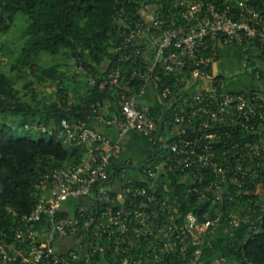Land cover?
<instances>
[{
  "label": "built area",
  "instance_id": "obj_1",
  "mask_svg": "<svg viewBox=\"0 0 264 264\" xmlns=\"http://www.w3.org/2000/svg\"><path fill=\"white\" fill-rule=\"evenodd\" d=\"M234 2L222 7L208 0H177L164 17H136L125 23L121 44L129 36L135 38L120 47L118 62L100 83L102 88L119 89L118 108L108 116V100L86 106L121 136L135 132L154 139L157 129H166L169 143L147 164H136L131 158L119 164L123 148L118 140L90 126L87 119H62L74 124L73 143L85 150L84 158L75 167H46L35 178L36 201L29 214L5 208L12 223L8 231H0V264H100L102 249L109 264H121L124 256L128 264H156L154 257L165 247L169 250L163 264H216L217 260L228 264L225 257L204 258L219 232L227 227L233 236L241 226H246L248 235L260 231L264 91L224 89L223 72L209 75L221 46L254 43L264 49V0H243V10ZM127 63L133 66L128 80L121 71ZM171 75L179 88L167 80ZM191 78L195 79L189 86ZM131 82L141 86L128 93ZM149 85L162 100L159 106L142 101ZM155 107L163 111L159 123L152 113ZM161 165L160 182L152 184L149 173ZM187 176L204 179L182 183ZM211 180L220 181L222 190L208 191L199 204L196 193L191 197L195 207L185 208L180 187L201 188ZM238 201L248 203L251 211L246 219L232 222L228 213ZM216 208L223 212L220 228L206 220L215 219V211L209 210ZM88 220L91 224L84 229ZM117 224L126 231L116 232ZM145 225L152 230L137 244L125 240L121 247L126 251L116 253V236H131L134 228ZM5 252L15 259L4 261Z\"/></svg>",
  "mask_w": 264,
  "mask_h": 264
},
{
  "label": "trees",
  "instance_id": "obj_2",
  "mask_svg": "<svg viewBox=\"0 0 264 264\" xmlns=\"http://www.w3.org/2000/svg\"><path fill=\"white\" fill-rule=\"evenodd\" d=\"M176 1L29 0L28 6L31 13L35 16V27L39 32L43 33L42 40L37 43L43 44L45 47L37 50L38 54L41 55L43 52L47 53L48 48L51 47L53 49L51 54L55 55L56 46L64 40L62 33L71 30L78 18L87 17L95 23V26L99 29L95 33L98 41H105L110 37H116L115 43L119 48L122 45V30L125 29V23L130 18L141 17L146 20L142 12L148 6L155 8L153 16L164 17L168 14L169 9H173ZM208 1H212L222 7L230 4L234 5L235 3L234 0ZM250 44L257 47L254 43ZM105 47L100 43H96L95 51L97 54L93 56V59L97 63L103 58L99 53L104 52ZM261 55L263 54L261 53ZM107 56L108 59L104 61L100 69H97L92 64H88L87 61H83L84 66L95 77V86L90 90L89 102L97 100L104 102L117 98L119 95V89L114 86H107L106 88L100 87V83L106 79L109 69L118 62L120 50L115 53H107ZM252 58V56H249L248 59ZM121 67L122 73L125 74L128 80L133 66L127 63ZM167 80L172 83L173 88H179L173 75L169 76ZM140 86V83L131 82V85L126 88V91L131 93L133 89L137 90ZM2 88L3 82H0V89ZM4 91L7 93L9 99L0 100V231L3 229L8 231L12 223V217L6 211V207L10 206L20 214L30 213L36 201L33 195V181L46 167L68 166L63 162L67 161L70 155L76 159L73 161L72 166L69 167H75L82 162L85 153V150L80 145L74 143L72 151L69 153L60 146L61 142L55 139V134L54 136L40 135L38 138L18 134V129H21L30 121L42 123L43 120L36 119V110L23 106L34 102L35 98L32 101L23 99L19 95L18 89L15 90V95L11 91H8L7 88ZM17 97H21V100L17 101L18 106L13 109L11 107L12 101L16 100ZM86 105L87 103L78 104L72 108L70 114L57 112L56 115L61 120L68 119L69 121H73L78 118H84L88 121L90 116H94V113ZM21 112H23V118L20 119L18 124L16 121L10 120L12 115H19ZM152 113L157 123H159L163 115L162 108H152ZM44 119H50V117H44ZM162 133L163 131H158L157 129L153 135L154 139H150V145L153 151L152 149L150 150L151 154L144 163L147 164L149 161L151 162L157 158L160 151L156 144V138L162 135ZM154 153L156 156L153 158ZM184 191L185 187L182 185L180 187L181 201L184 207L188 209L190 204L189 200L185 199ZM213 256L225 257L228 264H264V224L261 226L260 231L253 235H248L246 226L237 228L233 236L230 235L229 230L227 232L220 231L216 237L214 247L208 250L204 258L209 261Z\"/></svg>",
  "mask_w": 264,
  "mask_h": 264
},
{
  "label": "clouds",
  "instance_id": "obj_3",
  "mask_svg": "<svg viewBox=\"0 0 264 264\" xmlns=\"http://www.w3.org/2000/svg\"><path fill=\"white\" fill-rule=\"evenodd\" d=\"M28 5L29 0H0V21H2L0 22V82H3V88L0 89V100L9 99L7 93L4 91L5 88L15 95L16 89H20L23 85H28L26 92L28 95L33 96L35 100L29 105L23 106L36 110V119H42L43 122L34 123L30 121L21 129H18V134L29 135L32 138H38L40 135L54 136L55 134V139L61 142L60 146L71 153L73 141L77 134L76 129L74 124L65 123L56 113L70 114L72 108L76 105L89 102L90 90L95 86V77L84 66L83 61H87L88 64H92L97 69H100L104 61L108 59L107 53H115L120 50V47L116 46V37H110L105 41H98L95 33L99 29L95 26V23L87 17L78 18L71 30L62 33L64 40L56 46V54L52 55L53 49L49 47L47 52L48 59L44 61L37 51L45 47V45L37 43L42 40L43 33L39 32L35 27V16L31 13ZM236 6L243 10V0H237ZM140 35L143 37V34ZM134 38V35L127 37L123 44ZM262 39H264V36H262ZM96 43L106 46L105 51L99 53L103 57L99 63L93 59V56L97 54L95 51ZM261 51H264V49L255 50L254 55H260ZM236 69L239 68L228 69L226 71L230 74ZM261 73H264V58L251 62L247 74L242 79L245 83L255 85L264 91V77L261 76ZM44 89L48 90L45 91ZM23 95L24 93H21V97ZM21 97H17L16 100L12 101L11 107L13 109L18 106L17 101H20ZM44 117H50V119H44ZM22 118L23 112L19 115H12L10 120L16 121L18 124ZM261 120H264V113L261 114ZM62 128L68 130L61 131ZM260 128L264 129V123H261ZM75 159L74 156L70 155L67 161L63 163L72 166ZM161 170H163L162 165L156 172L149 173V176L152 177V184L160 182L159 171ZM203 179V177L187 176L181 178V182L196 184ZM210 190L215 192L221 191L220 181L211 180L207 186L202 185L201 188H186L185 199L189 200L191 205L190 198L194 194L199 193L196 201V204H199L207 199L205 194ZM191 206L195 207V205ZM213 210L216 213L215 219L207 218V222L215 225L216 228L223 227L221 224L223 212L219 208L210 209L209 212ZM250 211L248 203L238 201L229 211L228 215L232 218V222H238L239 219H246ZM109 223H115V221ZM90 224V220L85 221L84 229H87ZM117 225L119 227L116 229V232L126 231L123 224ZM99 227L100 225H97L98 229ZM151 230L148 225H145L139 229L134 228L131 236L123 238L116 236V253L125 250L121 247L125 240L130 244H137L140 237ZM224 231L227 232L228 228L224 227ZM157 235H159L158 232ZM215 236L216 231L214 230L212 238L215 239ZM168 250L165 247L161 249V255L154 257L156 264H163L164 254ZM101 252L100 264H109L108 258L103 254V249ZM124 257L121 264H128L127 256ZM197 257H199V252L197 253ZM212 258L215 260V256ZM14 259L15 256H9L7 252L4 253V261ZM216 264H221V262L217 260Z\"/></svg>",
  "mask_w": 264,
  "mask_h": 264
},
{
  "label": "rangeland",
  "instance_id": "obj_4",
  "mask_svg": "<svg viewBox=\"0 0 264 264\" xmlns=\"http://www.w3.org/2000/svg\"><path fill=\"white\" fill-rule=\"evenodd\" d=\"M155 8L153 6H148L145 11L143 10V16H152L154 13ZM231 48L233 46H230ZM255 50H258L257 47L254 45L248 43L246 46L243 47H236L231 51L230 53L223 54L217 61H215L209 71L210 76L218 75L220 72L222 73V87L224 89H240L242 87L247 88H258L255 85L245 83L242 79V77L247 74L249 67L251 66V62L254 60H259L261 58H264L263 55H254ZM252 56V59H246V72L244 71V66L242 63V60L245 58V56ZM41 59L44 61H47L48 55L47 53L43 52L41 55ZM233 68H239L235 71H232L230 74L226 71L228 69ZM264 74V73H263ZM22 79V77H21ZM195 78H191L189 81V86L193 84ZM207 81V80H206ZM28 88V85H23L19 91V95L21 96V93H24L22 96L23 99L27 101H32L34 99L33 96L28 95L26 92V89ZM197 88V87H196ZM47 91L48 89H44ZM146 96L149 98V101L151 105L153 106H159L162 104L161 98L155 94L152 90V86L149 85L147 87ZM169 134L167 133L166 129L163 130L162 135L158 136L156 138V144L158 145L159 151L164 150L167 145ZM120 144L123 148V153L121 160H125L126 158H131L135 163L142 162L144 159H148L149 155L151 154V145H150V139L147 137H144L138 133H134L131 135L126 136L120 141Z\"/></svg>",
  "mask_w": 264,
  "mask_h": 264
},
{
  "label": "crops",
  "instance_id": "obj_5",
  "mask_svg": "<svg viewBox=\"0 0 264 264\" xmlns=\"http://www.w3.org/2000/svg\"><path fill=\"white\" fill-rule=\"evenodd\" d=\"M153 16V14H152ZM152 16H146V20H149L151 19ZM236 48V47H230V46H221V49H220V57L225 53H230L231 51H233V49ZM148 54H150V52H148ZM219 57V58H220ZM249 58V55L247 56ZM246 57V58H247ZM244 58V59H246ZM212 67V66H211ZM211 69V68H210ZM210 71V70H209ZM115 99V100H114ZM143 102H146L148 104H151L150 101H149V98L146 96V94L144 95L143 99H142ZM106 104L108 105L107 109L105 110L107 115H111L113 114L114 112H116L117 108H118V105H117V102H116V98H113V99H109ZM88 123L90 124V126L92 127H95L96 129H98L101 133H103L104 135H106L107 137L109 138H112L113 140H118L119 142L125 138L126 136L128 135H131V134H134L135 132H130L124 136H121L117 130L111 128V126L104 122V121H101L98 117H96L95 115L94 116H90L89 119H88ZM122 157V156H121ZM121 157L117 160V163L121 164L123 163L124 160H121ZM144 161H146V159H144L142 162H139L136 164H140V163H143ZM134 162V161H133ZM135 163V162H134Z\"/></svg>",
  "mask_w": 264,
  "mask_h": 264
},
{
  "label": "water",
  "instance_id": "obj_6",
  "mask_svg": "<svg viewBox=\"0 0 264 264\" xmlns=\"http://www.w3.org/2000/svg\"><path fill=\"white\" fill-rule=\"evenodd\" d=\"M245 61H246V59H243V60H242V63H243V66H244V71L246 72L247 69H246V66H245ZM151 149H152V151H153V148H151ZM153 156H154V155H153Z\"/></svg>",
  "mask_w": 264,
  "mask_h": 264
},
{
  "label": "flooded vegetation",
  "instance_id": "obj_7",
  "mask_svg": "<svg viewBox=\"0 0 264 264\" xmlns=\"http://www.w3.org/2000/svg\"><path fill=\"white\" fill-rule=\"evenodd\" d=\"M245 58H246V56H245ZM246 59H248V57Z\"/></svg>",
  "mask_w": 264,
  "mask_h": 264
}]
</instances>
